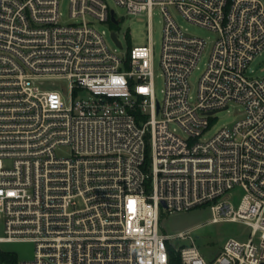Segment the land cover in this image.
<instances>
[{"label":"built area","instance_id":"1","mask_svg":"<svg viewBox=\"0 0 264 264\" xmlns=\"http://www.w3.org/2000/svg\"><path fill=\"white\" fill-rule=\"evenodd\" d=\"M113 1L163 15L161 102L150 38L121 54L117 33L110 49L96 28L119 23L107 0H70L75 23L61 22L58 0H0V249L31 244V261L17 264H169L170 248L180 264H264V78L247 72L264 52V3ZM169 9L217 34L193 102L206 42ZM231 104L243 117L203 140ZM203 206L248 239H228L210 261L190 230L159 232L162 211Z\"/></svg>","mask_w":264,"mask_h":264},{"label":"rangeland","instance_id":"2","mask_svg":"<svg viewBox=\"0 0 264 264\" xmlns=\"http://www.w3.org/2000/svg\"><path fill=\"white\" fill-rule=\"evenodd\" d=\"M58 2L61 22L75 23L69 17L70 0H58ZM262 2L264 3V0ZM107 4L110 9L114 10L119 23L112 27L106 24H97L96 28L99 31H105V43L110 49L116 48L115 42L110 36L111 30H114L118 35V40L122 46V50L119 51L121 54H128L135 47L147 46L150 38L154 70V93L155 98L161 102L163 99L161 92L163 89V77L160 68V54L164 26L161 11L154 9L149 18L146 13L129 15L124 9L117 6L113 0H107ZM169 13L174 21L189 35L206 42L205 51L189 78L190 96L193 102L196 97L199 80L206 68L212 46L217 39V34L207 28L189 23L174 9H169ZM247 72L253 78H264V52L254 58L248 66ZM242 117L243 107L231 104L228 110L220 111L213 116L211 127L204 133L202 139L208 140L212 138L221 129L233 125ZM171 128H176V126L172 125ZM176 132L178 135L184 136L179 128L176 129ZM146 140L148 142V138ZM63 153L66 154V151ZM227 197L237 207L242 197V191L240 188H234ZM211 218L212 215L208 206L172 214L162 211L159 221V232L173 237L181 231L190 230L193 244L210 261L217 257L228 239L239 241L248 239L250 230L245 225L224 221L211 223ZM0 235H2L1 224ZM172 244L175 248H179L191 246L192 242L189 239L184 241L174 240ZM2 250L13 252L19 261H31L33 257V246L31 244H5L2 246Z\"/></svg>","mask_w":264,"mask_h":264},{"label":"trees","instance_id":"3","mask_svg":"<svg viewBox=\"0 0 264 264\" xmlns=\"http://www.w3.org/2000/svg\"><path fill=\"white\" fill-rule=\"evenodd\" d=\"M0 264H17V256L13 252L0 249ZM169 264H180L179 256L172 248L169 250Z\"/></svg>","mask_w":264,"mask_h":264},{"label":"water","instance_id":"4","mask_svg":"<svg viewBox=\"0 0 264 264\" xmlns=\"http://www.w3.org/2000/svg\"><path fill=\"white\" fill-rule=\"evenodd\" d=\"M112 21L114 23H117L113 16H112ZM111 37H112L113 41L120 47V43L117 41L116 34L112 33Z\"/></svg>","mask_w":264,"mask_h":264}]
</instances>
